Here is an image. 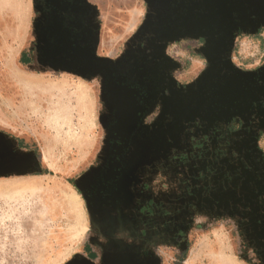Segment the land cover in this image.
<instances>
[{"label":"rangeland","instance_id":"1","mask_svg":"<svg viewBox=\"0 0 264 264\" xmlns=\"http://www.w3.org/2000/svg\"><path fill=\"white\" fill-rule=\"evenodd\" d=\"M87 1L93 6L91 22L98 31V57L116 61L133 47L148 46V40L133 39L148 11L144 0ZM40 18L33 0H0V133L16 153L33 157L19 172L0 174V264H65L88 259L90 252L92 264H103L104 254L113 248L135 264H264L263 238L255 232L257 225L246 207L204 203L219 196L221 177L227 183L217 174L212 187L204 188L198 173L207 170L203 167L211 160L206 164L193 154L188 158L187 151L171 158L166 141L177 127L167 128L171 118L167 115H163L166 130L149 129L156 136L151 149L165 147L153 150L149 164L142 167L148 190L140 194V203L152 195L164 203L167 216L145 222L125 204L123 218L102 213L89 218L75 182L90 175L105 158L107 131L99 116L110 113L111 107L103 97L99 74L83 78L40 62L34 27ZM162 49L170 66L165 74L182 87L206 68L208 54L202 51L201 40L166 42ZM133 57L140 67L156 70L159 64L155 56ZM230 61L243 70L264 63V26L254 33L244 29L237 33ZM152 82L158 90L159 79ZM163 94L144 125L162 110L166 114L168 99ZM208 99L209 110H214L211 103H222ZM144 144L135 150L137 161L145 153ZM259 144L264 148V138ZM209 146L213 152L226 149L222 142ZM228 160L238 163L236 157ZM192 177L196 182L191 183ZM126 187L133 191L134 183ZM233 189L230 193L238 186ZM96 191L103 195L104 188H92L95 198ZM120 200L125 202L124 194Z\"/></svg>","mask_w":264,"mask_h":264},{"label":"water","instance_id":"2","mask_svg":"<svg viewBox=\"0 0 264 264\" xmlns=\"http://www.w3.org/2000/svg\"><path fill=\"white\" fill-rule=\"evenodd\" d=\"M144 1L148 11L133 39L148 40V46L139 49L133 47L119 59L112 61L96 55L98 31L91 22L93 6L87 0H33L34 7L41 15L34 23L39 38L36 53L40 62L76 73L83 78L99 74L103 82V97L111 107L109 115L99 116V121L107 131L105 158L100 167L90 175H82L75 182L91 219H96L99 213L106 217L119 213L124 205L119 201V193L126 194L125 188L136 169L149 164L151 153L156 150L151 149L153 143L150 141L155 140L156 136L154 131L142 124V118L150 111L155 92H164L166 89L171 93L170 87L181 90L175 81L164 75L169 61L162 44L182 37H201L205 41L202 51L209 55L211 61L207 71L215 70V62L223 63L225 69H231L228 60L231 29L245 27L243 23H248L252 25V29L248 31L254 33L264 23V0ZM214 37H221V41ZM134 55L155 56L160 60V65L156 70L145 65L144 68L140 67L135 62ZM221 55L225 56L224 61L219 59ZM154 78L161 82L158 90L153 88ZM220 89L216 87L213 91L219 97ZM197 93H200L199 90ZM205 102L204 98H191L190 88L187 86L181 99L170 97L165 113L174 116V112L178 111L175 113H179L180 122L193 115ZM147 131L150 135L145 137ZM141 142L145 143L142 158L137 161L134 158L135 152L128 158L127 154L133 144L136 143L135 151ZM32 159L31 155L16 153L0 133V174L19 172ZM96 185L100 189L104 188L103 195L96 191L98 198L92 193V188ZM124 199L128 200V196ZM118 253L115 248L108 250L104 254L103 264H135L130 257L125 254L119 256ZM65 264L92 263L81 258Z\"/></svg>","mask_w":264,"mask_h":264},{"label":"flooded vegetation","instance_id":"3","mask_svg":"<svg viewBox=\"0 0 264 264\" xmlns=\"http://www.w3.org/2000/svg\"><path fill=\"white\" fill-rule=\"evenodd\" d=\"M243 25L245 27L238 26L231 29V45L228 52V60L231 69H225L223 63L215 62L214 67L219 70L213 71L210 69L207 71L211 62L208 55V62L206 63L205 70L188 86L190 88L191 98H204L206 100L204 104L200 105L198 111L193 115H189L186 119L183 118L179 122V113H175L178 111H175L173 114L174 116H172L170 114H164V110H162L161 107L162 115L158 116L156 120L146 123L145 126L148 129L157 128L159 130H166L171 124H175L177 127L176 130L172 131V134L166 141L167 145H171L170 150L173 154L172 157H176L183 151H190L189 147L192 141L215 140L218 134L227 140L232 138L239 141L237 144V151L240 152L239 157L241 163L238 166H235L232 165V163H229L228 158L222 160V175L225 177V180H227V183L226 185L225 183H222V179L224 181V178L221 177V185L220 187L218 186L217 190L220 191L219 196L212 201L210 199L205 200L204 203L212 204L213 201H215L225 208L231 205L248 206L246 209L251 213L253 220L257 225L255 232L257 231L258 236L263 238L262 242L264 243V213L261 207V204H263L261 202H264V152L260 151L257 144L260 139L264 137V63L256 69L243 70L236 69L230 61L231 46L237 33L243 31V29H252V25H249L248 23H243ZM261 26H264V23L259 25V27ZM214 38L220 40L221 37ZM198 40H201L203 48L205 42L204 39L199 37ZM219 59L224 61L225 56L221 55ZM158 62L160 65V60H158ZM165 67L166 70L164 71V75L167 76L166 74H168L170 66L167 65ZM203 74H206L204 78H202ZM212 85L221 88V98L214 94L213 91L216 87H213ZM177 87L181 88V90H174L173 87H170L171 93L166 89L163 90L164 92H156L155 96L152 98L150 111L142 118V124L151 114V111L159 104L160 98L164 96L163 93H165L169 100L167 104L170 102V97L175 96L176 98H182V92H186V87H182L178 84ZM198 90L200 93H197ZM210 97H218L222 102L215 104L211 103L214 110H209L208 108V105H210L208 98ZM110 113L106 115H109ZM163 115L171 117L170 122L165 129H163V117H165ZM175 121H177V123H175ZM232 125L237 126L236 128H233ZM220 126L222 128L219 130ZM158 148L159 147L155 149L157 150ZM134 149L129 150V152L131 151V154H133L135 152ZM229 152L231 157L237 156L235 153L236 151ZM129 155L127 154L128 158L130 157ZM141 169L142 167L137 168L132 179L129 181L131 184L134 183L133 191L126 189V187L125 189L128 190L126 194L124 192L119 193V197L121 194H124V198L128 195V200H124L125 202H123L119 198V201L123 202L124 205L121 211L114 216L121 215L124 212L123 210L125 209V206L128 205V208L132 210V213L135 212V214L140 216L143 220V214L141 213V215H139V209H141V206L147 201L148 197L145 198V201L140 203V194L143 195V193H147L146 189L143 188L145 181H143V173ZM236 184L238 189L235 190V192L230 193V190H234L233 187ZM127 212L128 211H126V213ZM128 215L131 216L130 212ZM178 232L181 231L178 229Z\"/></svg>","mask_w":264,"mask_h":264},{"label":"crops","instance_id":"4","mask_svg":"<svg viewBox=\"0 0 264 264\" xmlns=\"http://www.w3.org/2000/svg\"><path fill=\"white\" fill-rule=\"evenodd\" d=\"M181 39H185V40H193V41H196L198 40V38H191V37H182V38H179L177 40H181ZM176 41V40H175ZM173 41V42H175ZM237 125H232L233 128H236ZM222 127L220 126L219 127V130L221 129ZM264 137H262L261 139H263ZM260 139V140H261ZM196 142V143H195ZM225 143L226 144V149L225 151H216V152H213L211 151V148L209 146L210 143ZM239 143V141H237L236 139H225L223 138L220 134H218L216 136V139L215 140H201V141H192L191 142V145H190V151H187V153L189 154V157L188 158H191V154L195 155L193 157H195L197 160L198 159H203V161H206V164H209L207 163V159L211 160V164L208 165L207 167H203V168H206L207 170H204L202 172H199L198 173V177L199 175L203 176V183H204V188L205 189H209L211 188L213 185V179L217 176V174H223L222 171H223V166L221 165L222 164V160L223 159H227V158H232L230 156V152L229 151H236L235 153L237 154V158L238 159V163L235 164V166H238L240 163H241V159L239 157L240 155V152L237 151V144ZM258 144V147L260 149L261 152H264V148H262L259 144V142L257 143ZM193 148L194 149H197V151H193ZM193 151V152H192ZM239 153V154H238ZM166 156L169 157V155L167 154ZM234 157V156H233ZM239 157V158H238ZM172 158V156H171ZM219 158V159H217ZM194 159V158H192ZM199 160V161H200ZM213 160V162H212ZM168 162V161H166ZM215 164V165H214ZM177 172V171H176ZM174 173V172H173ZM176 176H178L177 174H174ZM191 181V183L193 182H196V178H191L189 179ZM221 183V182H220ZM196 185V184H195ZM221 184L218 183V186L220 187ZM237 184L235 185V188H236ZM153 197V195H152ZM154 198V197H153ZM211 205H220L222 206L220 203H216V202H213ZM245 205L241 206V205H234V207H236L237 209H239V207H244ZM246 208H248V206H245ZM238 211V210H237Z\"/></svg>","mask_w":264,"mask_h":264},{"label":"trees","instance_id":"5","mask_svg":"<svg viewBox=\"0 0 264 264\" xmlns=\"http://www.w3.org/2000/svg\"><path fill=\"white\" fill-rule=\"evenodd\" d=\"M161 159H163V158H161ZM146 170H149V169H146ZM143 188H145L146 191L148 190V183L147 182H144ZM164 206H165L164 203L157 202L153 199V197L149 196L147 201L144 202V204L141 206V209H139L140 210L139 215H141V213H142L143 214L142 218L145 219L146 222H148V221L158 222L157 221L158 217L165 218L168 214V210L165 209ZM93 258H94V254H93V252H90L88 259L93 261Z\"/></svg>","mask_w":264,"mask_h":264}]
</instances>
